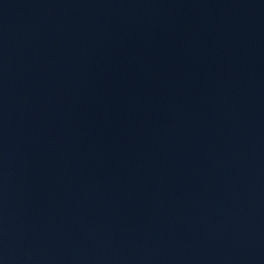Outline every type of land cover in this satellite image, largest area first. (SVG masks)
Instances as JSON below:
<instances>
[{
  "label": "water",
  "instance_id": "95a60500",
  "mask_svg": "<svg viewBox=\"0 0 264 264\" xmlns=\"http://www.w3.org/2000/svg\"><path fill=\"white\" fill-rule=\"evenodd\" d=\"M0 264H264V0H0Z\"/></svg>",
  "mask_w": 264,
  "mask_h": 264
}]
</instances>
